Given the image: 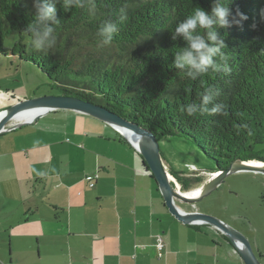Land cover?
Segmentation results:
<instances>
[{"label": "crops", "instance_id": "obj_1", "mask_svg": "<svg viewBox=\"0 0 264 264\" xmlns=\"http://www.w3.org/2000/svg\"><path fill=\"white\" fill-rule=\"evenodd\" d=\"M29 64L0 54V111L16 93L15 83H2L15 82ZM122 136L110 124L70 109L0 134V190L22 208L3 233L14 247L6 264H244L217 227L172 215L142 155ZM168 136L173 135L158 137L163 161L183 176L216 171L193 141L173 147ZM185 180L189 192L194 184ZM222 219L247 237L253 234L239 216ZM159 234L166 242L161 256Z\"/></svg>", "mask_w": 264, "mask_h": 264}, {"label": "trees", "instance_id": "obj_2", "mask_svg": "<svg viewBox=\"0 0 264 264\" xmlns=\"http://www.w3.org/2000/svg\"><path fill=\"white\" fill-rule=\"evenodd\" d=\"M48 2L56 5L60 21L57 44L38 51L27 30L36 13L33 0H0L1 55L37 65L60 94L102 104L156 137L189 138L220 169L239 159L264 161L256 149L264 140V0H231L229 19L237 10L248 17L240 25L214 26L231 70L223 71L225 61L218 56L221 70L196 80L174 67L176 54L187 47L182 36L173 39L174 30L195 8L210 12L215 0H95V11L86 5L67 12L63 0ZM109 21L117 23L118 32L111 45L101 46L98 30ZM13 31L20 38L4 46ZM198 34L206 38L204 30ZM205 92L213 95L206 107L220 105V112L181 111L189 103L204 107ZM171 171L188 190L180 172Z\"/></svg>", "mask_w": 264, "mask_h": 264}, {"label": "rangeland", "instance_id": "obj_3", "mask_svg": "<svg viewBox=\"0 0 264 264\" xmlns=\"http://www.w3.org/2000/svg\"><path fill=\"white\" fill-rule=\"evenodd\" d=\"M19 38L20 33L18 31H13L5 38L4 46L12 47ZM26 42H29V37H26ZM13 79H15L13 83H11V80L2 83H8L10 85L15 83V95L11 93L7 96V99H10V102H12L11 106H16L25 100L35 99L41 96L60 94V90L54 87L53 81L47 74L34 64H29V66L24 65L21 72ZM49 117L50 116H48V118ZM184 137L185 136L182 135L177 136L176 134L168 136L167 138L170 139V143L173 141L171 146L185 148L182 142L185 141L187 144H192V140L190 141L189 138L187 139V137ZM126 139L128 140V138ZM129 142L135 147V142ZM256 149L264 156V140L262 143L257 144ZM178 154L182 156L180 153ZM161 155L163 156V153H161ZM145 163L146 162L143 161L144 165ZM164 164L168 172L173 176V179H171L172 182L176 180L182 186L178 178L171 171L174 170L173 166L166 160ZM144 167H146V165ZM146 169L149 170V166L148 168L146 167ZM212 172L214 171L196 169L189 176H183L181 173L180 176L184 179H188L190 184H194L189 190L193 191L213 177V175H211ZM181 191L188 192V190H184L183 188H181ZM4 196L5 193L0 190V264L7 263L5 258H7L14 249L13 243L3 234L5 230H11L9 229L10 223L7 222V220L10 217L16 218L20 215L22 210L20 206L12 201H8ZM177 204L182 209L186 211L189 210V212L205 209L207 213L221 218V220H223L222 218L229 219L232 215L239 216L240 221L246 223L244 225L245 228L254 229L253 234H249L250 239H248L254 252L257 255L259 252L264 255V173L249 170L236 172L229 175L217 190L204 197L202 200L196 202L177 200ZM13 229L16 230L17 228ZM259 258L264 264V257Z\"/></svg>", "mask_w": 264, "mask_h": 264}, {"label": "water", "instance_id": "obj_4", "mask_svg": "<svg viewBox=\"0 0 264 264\" xmlns=\"http://www.w3.org/2000/svg\"><path fill=\"white\" fill-rule=\"evenodd\" d=\"M39 107H45L44 112L47 113L57 109H70L94 116L113 126L131 142L133 140L130 139L128 134L130 132H134L137 138H139L138 144L135 143L134 145L142 155L143 161L148 164L149 170L158 183L165 204L172 215L187 224H209L217 227L219 231L228 237L230 242L237 249L244 261V264H262L258 255L255 254L247 237H245L240 231L230 226L227 222L209 213L200 211H185L177 205V200H182L184 202L200 201L214 192L229 175L245 170L264 173V165H252L249 161L239 159L234 161L227 168L220 169L216 163L215 174H213V177L201 185L199 188V194L197 196L188 195L187 192H182L177 183L172 182L170 179L171 174L168 172L164 164L160 144L156 135L147 128L121 117L102 104H97L77 96L63 94L46 95L35 99L25 100L16 106H10L0 111V114H2L0 117V134L32 123L39 117L43 116L44 112H39L30 120L23 122L13 121L14 118L21 112L30 108Z\"/></svg>", "mask_w": 264, "mask_h": 264}, {"label": "clouds", "instance_id": "obj_5", "mask_svg": "<svg viewBox=\"0 0 264 264\" xmlns=\"http://www.w3.org/2000/svg\"><path fill=\"white\" fill-rule=\"evenodd\" d=\"M229 3H231V0H215L210 12L197 7L190 16L175 27L173 39L179 35L187 42V47L180 50L174 60V67L180 70L183 75L196 80L210 70L219 72L221 70L220 65L216 63L215 59L218 56L225 61L223 71L230 72L231 69L227 64L228 57L221 54V49L226 47L224 39L217 34L214 26L227 28L234 24L240 25L248 17L237 10L236 16L230 20L231 13L227 6ZM33 4L36 9L35 18L27 28L32 35L33 46L38 51L51 49L57 44L56 26L60 23L57 19L56 5L49 3L48 0H33ZM86 5L89 11H95V0H63V8L66 12L73 7L79 9L84 8ZM261 16L264 18V9L261 10ZM198 30H204L206 38L198 34ZM117 32V23L109 21L103 24L98 30V35L101 37V46L111 45L113 36ZM216 95H219V93L217 92ZM201 100L204 107L189 103L187 106L182 107L181 111L188 116H194L198 111L205 112L208 115L221 111L220 105L210 109L206 107L213 100V95L210 92L202 94ZM215 172H212L211 175ZM175 182L177 185L179 184L176 180ZM178 187L182 188L181 185Z\"/></svg>", "mask_w": 264, "mask_h": 264}, {"label": "bare ground", "instance_id": "obj_6", "mask_svg": "<svg viewBox=\"0 0 264 264\" xmlns=\"http://www.w3.org/2000/svg\"><path fill=\"white\" fill-rule=\"evenodd\" d=\"M44 109H45V107L27 109V110L21 112L20 114H18L14 118L13 121L23 122V121H26V120H30V119H32V117L34 115L38 114L39 112H44L45 111ZM57 110H59V109H57ZM46 113L47 112H44L43 114H46ZM1 115L2 114H0V117H1ZM130 133L128 134V136L130 137V139L133 140V142H135L136 144H138V139L139 138H137V136H136V134L134 132H130ZM249 163L252 164V165H258V166L264 165V162L263 161H260V160H250ZM172 177L173 176L171 175L170 179H173ZM178 186H180V185L178 184ZM199 188H197L195 191H189V192H187L188 195L197 196L199 194V192H200V189Z\"/></svg>", "mask_w": 264, "mask_h": 264}, {"label": "built area", "instance_id": "obj_7", "mask_svg": "<svg viewBox=\"0 0 264 264\" xmlns=\"http://www.w3.org/2000/svg\"><path fill=\"white\" fill-rule=\"evenodd\" d=\"M98 178V174H95L93 176H90L89 177V185L90 186H94L95 185V182H96V179ZM165 245H166V242L163 238L162 235H157V239H156V246L159 250V255H163V250L165 248Z\"/></svg>", "mask_w": 264, "mask_h": 264}, {"label": "flooded vegetation", "instance_id": "obj_8", "mask_svg": "<svg viewBox=\"0 0 264 264\" xmlns=\"http://www.w3.org/2000/svg\"><path fill=\"white\" fill-rule=\"evenodd\" d=\"M201 212V211H200ZM242 233V232H241ZM243 235L245 236V237H247L244 233H243ZM247 239H249V237H247ZM256 254V253H255ZM257 255V254H256ZM258 255H263L262 253H259Z\"/></svg>", "mask_w": 264, "mask_h": 264}]
</instances>
